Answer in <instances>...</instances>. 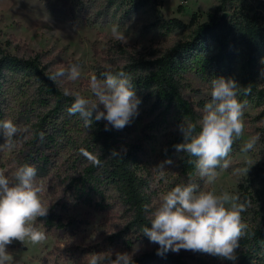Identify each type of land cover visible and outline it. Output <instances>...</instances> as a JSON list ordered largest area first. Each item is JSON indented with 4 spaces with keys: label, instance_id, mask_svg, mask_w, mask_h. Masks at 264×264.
Here are the masks:
<instances>
[{
    "label": "rangeland",
    "instance_id": "rangeland-1",
    "mask_svg": "<svg viewBox=\"0 0 264 264\" xmlns=\"http://www.w3.org/2000/svg\"><path fill=\"white\" fill-rule=\"evenodd\" d=\"M83 1L84 7L80 9L76 5L74 8V0H0V44L13 55L25 58L38 56L50 73L72 64L78 65L81 73L78 80L69 81L61 77L55 82L62 91H79L85 96H90L88 85L93 75L103 79L101 74L106 70L114 71L141 58L161 56L174 45L191 40L195 30L190 26L193 16H198L200 23L207 22L208 14L221 3V0ZM225 14L228 17L232 11ZM173 19L186 27L166 24ZM114 25L119 26V31L126 38L124 41L112 35ZM259 49L258 88L264 92V79L261 78L264 39L259 40ZM224 72L239 84L244 73L241 56L231 70L225 69ZM211 80V77L203 78L190 72L186 76L184 95L195 105L207 102L210 100ZM136 95L141 100L138 115L119 131L124 143L139 144L143 148L142 162L148 176L151 209L158 204L162 194L176 185L188 183H196L201 190H215L218 194L228 191L237 194L241 200L240 187L253 180L258 168L264 166V97L259 94L252 100L238 97L247 101L243 117L244 135L233 144L235 150L227 158L229 167L218 171L215 183L209 184L197 171L190 178L181 172L179 165L183 153H178L171 143L181 134L178 126L183 121L169 118L166 123L157 125L158 111L152 110V103L141 98L138 92ZM33 96L34 88L31 86L21 91L10 84L5 91L0 120L10 119L21 129L14 137L11 149H0V169H5L9 176L20 165L27 162L32 165L30 156L35 155L39 148L38 142L34 141L35 131L41 115L48 108L29 107ZM100 108L103 110L102 105ZM257 133L260 139L255 148L242 152L243 144ZM86 134L80 130L72 131L77 146ZM4 142L0 135V145ZM167 160L171 163H164ZM162 163L163 169L159 167ZM81 164L82 158L76 149L68 145L51 157L47 175L37 174V182L43 185L40 199L45 207H49L48 213L54 211L67 219H76L79 227L73 230L74 234L48 231L37 218L36 226L45 232L46 240L35 245L13 241L7 246L13 264H88L92 253L128 252L133 253L134 259L153 249L147 242H138L133 248H127L113 246L108 241L109 236L125 228L127 217L118 201L107 199L103 206L97 207L95 203L101 200L98 196L93 197V205L76 200L69 183L76 166ZM248 167L246 174L243 169ZM237 169L241 171L237 172ZM179 252L194 257L193 264L210 262L208 255L200 252L183 249Z\"/></svg>",
    "mask_w": 264,
    "mask_h": 264
},
{
    "label": "trees",
    "instance_id": "trees-1",
    "mask_svg": "<svg viewBox=\"0 0 264 264\" xmlns=\"http://www.w3.org/2000/svg\"><path fill=\"white\" fill-rule=\"evenodd\" d=\"M84 3L83 0H74V8L76 5L82 9ZM142 4L146 2L142 1ZM228 10L232 11V15L223 19ZM73 14H76L74 10ZM166 24L186 27L177 19L166 21ZM190 26L195 27L191 40L174 45L161 56L141 58L112 71L131 75L135 91L145 101L152 103V110L158 111L156 124L159 126L169 118L197 122L206 102L195 105L187 99L183 92L186 76L195 72L203 78H229L224 70H231L240 56L244 73L239 85L242 89L250 88L251 92L247 95L241 92L239 96L247 100L254 99L258 94L264 97V92L258 88L259 40L264 39L263 1L221 0L208 14L207 22L200 23L198 16L194 15ZM50 74L38 56L25 58L13 55L0 44V115L3 114L5 91L10 84L21 91L33 87L34 96L29 107L48 108L41 115L35 131L34 141L38 142L39 148L29 159L37 174L47 175L51 157L64 146L71 145L82 158V164L76 166L69 183L76 200L93 205V197L98 196L101 200L95 203L97 207L103 206L107 199L118 201L127 217L125 228L107 238L113 246L133 248L138 242L152 245L150 252L133 259L135 264H193L194 257L183 252L168 251L158 255L159 245L151 243L142 233L143 227L151 226L145 211L146 205L151 209V194L142 162V146L124 143L119 130L111 125L108 126L109 130H105L107 122L104 120L94 121L90 128H86L78 114L69 115L68 108L73 97L64 95L56 82L49 79ZM73 130L87 132L78 146L72 135ZM199 130L197 127V132ZM182 142V134H179L171 146L175 149L174 146ZM113 150L120 152L122 157L111 156ZM234 150L235 146L232 145L231 152ZM181 153V172L190 178L196 174L197 158ZM96 160H99V164L94 163ZM240 189L241 201L250 204L242 213L243 221L248 225L246 235L235 250V261L201 253L208 255L209 264H264V166L259 167L254 179ZM40 221L48 231L59 233H73L79 227L76 219H67L54 211L40 217Z\"/></svg>",
    "mask_w": 264,
    "mask_h": 264
},
{
    "label": "clouds",
    "instance_id": "clouds-1",
    "mask_svg": "<svg viewBox=\"0 0 264 264\" xmlns=\"http://www.w3.org/2000/svg\"><path fill=\"white\" fill-rule=\"evenodd\" d=\"M111 32L121 41L126 39L117 25L112 27ZM80 75L78 65L72 64L51 73L49 79L55 82L65 77L76 81ZM101 75L103 79L95 75L90 78V96L65 89L64 95L73 97L68 113L78 114L86 128H90L94 121L104 120L107 122L105 130H109V125L121 130L138 115L141 100L136 95L130 74L106 70ZM261 78L264 79V69ZM210 84V100L204 104L201 118L197 122L184 120L178 126L183 142L174 147L188 157H196L198 175L207 183L214 184L219 175L217 169L229 167L227 158L232 145L244 135L243 117L247 101L238 97L241 92L249 94L251 89H242L232 78L218 77ZM197 127L200 129L198 132ZM20 131L12 120L0 121V135L5 141L0 149H11L14 137ZM40 136L43 138V133ZM259 139L258 133L249 137L241 151L247 153L253 150ZM111 156L122 157L116 150ZM94 163L99 164V160ZM164 163L170 164L171 160ZM159 167L163 169V163ZM249 168L243 171L247 174ZM42 191L43 185L37 182L35 166L20 165L10 176L6 175L5 169H0V264H13L7 251V246L13 241H27L35 245L46 240L45 232L35 223L37 218L46 217L49 210L40 199ZM248 206L249 202H242L237 194L228 191L218 194L215 190H201L196 183L176 185L160 196L154 209L145 206L146 218L151 226L143 227L142 233L151 243L159 245L158 255L168 251L178 253L183 249L235 261V250L248 228L242 218ZM88 264H135V261L133 253L110 250L107 253H92Z\"/></svg>",
    "mask_w": 264,
    "mask_h": 264
},
{
    "label": "water",
    "instance_id": "water-1",
    "mask_svg": "<svg viewBox=\"0 0 264 264\" xmlns=\"http://www.w3.org/2000/svg\"><path fill=\"white\" fill-rule=\"evenodd\" d=\"M226 16H227V14H224V15H223V19L226 18Z\"/></svg>",
    "mask_w": 264,
    "mask_h": 264
}]
</instances>
